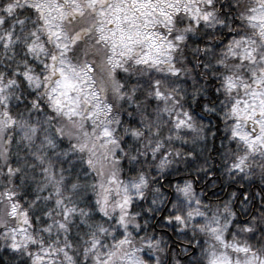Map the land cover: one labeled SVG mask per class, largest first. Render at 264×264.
<instances>
[{
  "label": "snow or ice",
  "instance_id": "obj_1",
  "mask_svg": "<svg viewBox=\"0 0 264 264\" xmlns=\"http://www.w3.org/2000/svg\"><path fill=\"white\" fill-rule=\"evenodd\" d=\"M0 264H264V0H0Z\"/></svg>",
  "mask_w": 264,
  "mask_h": 264
}]
</instances>
